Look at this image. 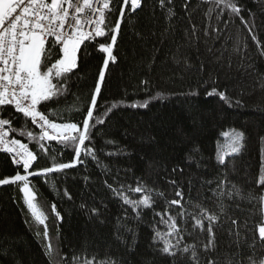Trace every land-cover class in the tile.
Wrapping results in <instances>:
<instances>
[{
  "label": "trees",
  "instance_id": "trees-1",
  "mask_svg": "<svg viewBox=\"0 0 264 264\" xmlns=\"http://www.w3.org/2000/svg\"><path fill=\"white\" fill-rule=\"evenodd\" d=\"M232 2L239 15L228 9L221 14L217 0H141L135 11L129 4L112 45L115 61L107 68L106 54L98 48L101 42L111 44L112 33L84 42L66 93L48 102L45 114L57 123H79L103 70L94 116H103L104 123L86 141L96 160L82 155L84 162L72 168L29 177L48 240L45 225L25 204L22 184L0 185V264H84L93 258L95 264L105 259L115 264H259L264 259V242L258 238L264 219V0ZM117 16L108 13L105 23L114 24ZM213 88L228 99L209 95ZM0 118H11L16 129L11 137L38 154L34 169L51 167L53 157L56 163L74 159V151L56 141L47 142L45 154L20 135L40 130L11 105L0 107ZM233 130L244 133L239 152L231 151ZM17 172L24 174L0 151V179ZM138 182L153 190L152 207L141 208L139 219L108 187L124 185L126 191ZM127 195L139 199L143 193ZM202 209L217 217L213 236L207 220L203 230L194 226ZM157 212L165 219L176 217L182 239L168 237L177 245L175 257L161 253L162 241L153 242L157 231H168ZM186 246L190 251L183 253Z\"/></svg>",
  "mask_w": 264,
  "mask_h": 264
},
{
  "label": "snow or ice",
  "instance_id": "snow-or-ice-1",
  "mask_svg": "<svg viewBox=\"0 0 264 264\" xmlns=\"http://www.w3.org/2000/svg\"><path fill=\"white\" fill-rule=\"evenodd\" d=\"M163 4V0H161ZM130 4V11H135L141 5V0H0V107L11 105L15 113L22 114L25 120H29L31 125L36 126L40 131L34 133L28 130L26 133L21 131L20 135H26L29 142H35L39 149L45 154L48 152L49 144L47 142L56 141L61 145V149H72L74 151V159L70 162L56 163L53 157L51 167L44 169H34V162L37 160V153L30 150L27 143H22L19 139L9 138L10 133L16 131L12 128L11 118H0V151L11 156L12 163L18 168H22L24 174H17L13 177L0 179V185L17 184L20 182L21 192L24 194L25 204L32 217L40 224L45 225L44 239L48 240V231L45 223V216L34 203L35 195L30 188V176H45L49 173L62 172L65 169L74 167L77 163H83L81 156H91L96 160L94 149L86 145V141H91L92 130L97 124L104 123V117L94 116V110L97 106V97L100 94V82H103L105 73L103 70L99 72V82L95 85L94 92L90 96V103L86 107L82 120L79 123L64 122L57 123L46 115L49 108L48 102L54 101L58 97L64 95L67 91V83L71 78V74L79 66V58L81 54V46L85 41L92 42L97 37H104L109 33L111 44L99 43L98 51L105 53L103 60L104 68L108 67L109 61H115L112 54V45L116 42V34L120 30L121 22L125 16V8ZM217 4H222L221 14L225 9L230 10L231 14L239 15V7L232 0H217ZM117 5L119 7L117 8ZM118 16L114 24L105 23L108 13H117ZM242 22L251 31L252 25L247 21ZM253 39L256 37L253 34ZM86 47V46H85ZM55 56V59L53 57ZM146 83V82H145ZM216 93L220 99L227 100L224 93H218L215 88L209 92V95ZM195 95V93H193ZM237 104L240 101H236ZM42 106V107H41ZM136 107L137 105H132ZM147 107L146 104L140 105ZM115 107V105H113ZM106 111L110 112L111 108ZM261 115H264L262 113ZM231 136V151L239 152L243 146V132H235ZM227 135V134H226ZM55 151V149H54ZM111 155V153H109ZM219 163H224L223 156L218 155ZM97 160V164L99 165ZM30 169H33L30 171ZM107 184V181H105ZM264 183V179L261 180ZM114 196L122 200L136 213V218L140 217L141 208L152 207L153 191L146 185L137 183L135 187L125 186L113 188L108 185ZM127 192L143 193L139 199H133ZM163 195V193H159ZM176 195L183 198L181 191H177ZM220 196L224 193L221 191ZM231 197L232 193H228ZM264 199V198H262ZM181 200H173L170 203L179 206ZM55 211V206H53ZM95 211V209H93ZM264 212V207H262ZM161 217V222L167 225L168 231L161 233L157 231L153 237V242L162 241L163 247L161 253L171 257L176 256L173 251L177 245H173L168 237L180 236L179 228L176 223V217L167 214L165 219L164 213H155ZM179 215L184 216L181 210ZM59 216V213H57ZM195 227L204 229V220H207V231L213 236L212 224L217 217L201 210L200 218H195ZM234 225L237 224L233 220ZM39 235V233H38ZM239 235V231H237ZM258 238L264 242V219L258 227ZM209 244H213V240H209ZM255 244L250 245L254 247ZM207 250V246L206 249ZM46 251L52 254V245H46ZM183 253L190 251L189 247L181 250ZM76 258L74 257V260ZM191 259H197V253L191 251ZM251 259V258H250ZM84 264H95V258L92 260L85 259ZM99 264H115L109 259L99 261ZM214 264V261H209ZM231 264V261L228 262ZM252 264H256L252 261ZM264 264V259L259 261Z\"/></svg>",
  "mask_w": 264,
  "mask_h": 264
},
{
  "label": "built area",
  "instance_id": "built-area-1",
  "mask_svg": "<svg viewBox=\"0 0 264 264\" xmlns=\"http://www.w3.org/2000/svg\"><path fill=\"white\" fill-rule=\"evenodd\" d=\"M9 138H12V137H11V135H10V137H9Z\"/></svg>",
  "mask_w": 264,
  "mask_h": 264
}]
</instances>
